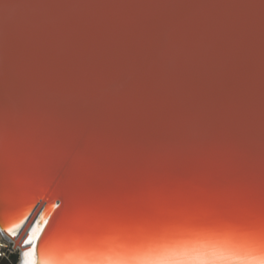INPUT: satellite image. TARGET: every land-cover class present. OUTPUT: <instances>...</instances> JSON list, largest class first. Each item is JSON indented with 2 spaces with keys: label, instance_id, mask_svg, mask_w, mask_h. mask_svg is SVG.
<instances>
[{
  "label": "snow or ice",
  "instance_id": "obj_1",
  "mask_svg": "<svg viewBox=\"0 0 264 264\" xmlns=\"http://www.w3.org/2000/svg\"><path fill=\"white\" fill-rule=\"evenodd\" d=\"M18 264H264V0H0V231Z\"/></svg>",
  "mask_w": 264,
  "mask_h": 264
},
{
  "label": "rangeland",
  "instance_id": "obj_2",
  "mask_svg": "<svg viewBox=\"0 0 264 264\" xmlns=\"http://www.w3.org/2000/svg\"><path fill=\"white\" fill-rule=\"evenodd\" d=\"M1 242L5 244V247H0V264H17L18 252L9 249L10 244L5 240L2 239Z\"/></svg>",
  "mask_w": 264,
  "mask_h": 264
},
{
  "label": "water",
  "instance_id": "obj_3",
  "mask_svg": "<svg viewBox=\"0 0 264 264\" xmlns=\"http://www.w3.org/2000/svg\"><path fill=\"white\" fill-rule=\"evenodd\" d=\"M25 227H27V225H24V226L21 227V229L19 230L18 235L15 238H13L12 236L8 235L7 233H5L3 231H0V237H1L0 239H4V240L7 241V243L10 244L9 249L11 247L14 248V247L18 246L19 244L21 245V246H18V248H16V251L18 252V255H19L20 252H22L24 250L23 240L20 241V238L25 233V231H24ZM24 238H26V235H25ZM20 247H22V248L20 249ZM17 264H18V262H17Z\"/></svg>",
  "mask_w": 264,
  "mask_h": 264
},
{
  "label": "bare ground",
  "instance_id": "obj_4",
  "mask_svg": "<svg viewBox=\"0 0 264 264\" xmlns=\"http://www.w3.org/2000/svg\"><path fill=\"white\" fill-rule=\"evenodd\" d=\"M25 235H26V233H24L22 236H21V238H20V241H22L23 239H24V237H25ZM1 238V237H0ZM6 241V240H5ZM7 242V241H6ZM0 243L2 244V245H5L3 242H1V239H0ZM18 246H21L20 244L18 245ZM18 246H16V247H11V250H15L16 251V248H18ZM22 247H20V249H21ZM17 252V251H16Z\"/></svg>",
  "mask_w": 264,
  "mask_h": 264
},
{
  "label": "crops",
  "instance_id": "obj_5",
  "mask_svg": "<svg viewBox=\"0 0 264 264\" xmlns=\"http://www.w3.org/2000/svg\"><path fill=\"white\" fill-rule=\"evenodd\" d=\"M0 247H5V245H2V244L0 243Z\"/></svg>",
  "mask_w": 264,
  "mask_h": 264
},
{
  "label": "built area",
  "instance_id": "obj_6",
  "mask_svg": "<svg viewBox=\"0 0 264 264\" xmlns=\"http://www.w3.org/2000/svg\"><path fill=\"white\" fill-rule=\"evenodd\" d=\"M2 240V239H1ZM4 240V239H3Z\"/></svg>",
  "mask_w": 264,
  "mask_h": 264
}]
</instances>
